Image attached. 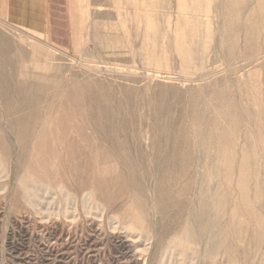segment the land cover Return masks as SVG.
<instances>
[{
  "label": "rangeland",
  "instance_id": "374dc122",
  "mask_svg": "<svg viewBox=\"0 0 264 264\" xmlns=\"http://www.w3.org/2000/svg\"><path fill=\"white\" fill-rule=\"evenodd\" d=\"M67 1L63 14L64 22L59 26L63 34L50 38L49 28L44 24L43 10L36 6L37 2L28 1V5L32 7L26 8L24 6L27 2L22 0H0V32L10 40L22 38L23 46L35 44L36 51L56 59L54 63L62 68L68 66L67 69L70 70L62 75L61 93L44 104L43 117L37 124L34 137L28 141L27 151L23 153V163H15L9 169L8 175L0 174V264H207L208 262L204 263L198 257L183 258L175 251L171 257L170 254L162 255L166 244L179 231L180 225L177 224L183 226L186 218L184 210L183 217L178 218L177 223H173L170 218L160 217L154 206L153 186L150 181L155 177L149 170L152 165L151 142L157 139L166 140L167 131L163 128L168 123L185 129L190 134L189 140L192 144L195 143L193 139L195 130L203 128V130L206 128V132L218 130L215 139L219 146L223 147L227 142L232 144L234 153L232 158L235 162L233 173L226 172L225 160L221 157L217 165L220 179L213 174L208 191L211 194L217 186V190L228 197V200L225 197V208L223 207L226 211L224 220L233 223L230 227L227 226L229 231L227 230L221 244L233 247L236 257L239 258L237 264H264V235L261 249L254 251L252 245L255 234L239 225L241 216L232 213L233 203L230 198L240 180L249 185L251 193L258 187L264 195V59L244 67V70L228 78L224 90L214 86L215 80L225 75L223 73L212 74L208 80L196 81L191 87L187 83L182 84L176 73L163 74L155 71V76H158L156 82L149 83L139 79L140 81L138 80L139 82L134 85L125 80L106 78L100 81L102 82L100 85L105 90L107 98L104 100L98 95L99 107L94 106L95 108L92 109L86 103L89 91L95 95L100 92L89 82H82V77L75 78L81 76L80 71L84 69L82 53L93 48L92 44H87L90 14L95 15L99 22L104 20L101 22L112 25L115 23L114 25L118 26L120 21L128 16L127 14L132 13V9L124 1L118 3V7L112 0H99L100 6L91 5V0ZM147 1L161 5L165 2L164 5H167L149 12L155 16L156 28L160 36L170 37L174 30L177 33H188L184 30L186 26L181 22L184 16L176 7L177 0ZM193 1L180 0L184 5H189ZM116 13L117 17L114 16ZM192 15L199 19L207 18L203 13ZM209 15L211 22L219 26L216 15L211 13ZM168 44H171L169 40L158 42L160 46ZM249 56H254L249 45L233 46L225 50L222 66L219 68L235 65L239 69L244 62L239 66L237 62ZM125 57L119 58L117 64L132 66L131 59ZM208 57L213 58L214 54L209 53ZM209 63L210 61L207 65ZM219 65L221 63L213 67ZM135 66L140 67V62ZM139 67L137 71L143 72L144 69ZM72 73L73 77H71ZM111 75L118 78L120 76ZM132 75L134 76L131 73L129 77ZM162 77L170 79L166 80ZM192 77L194 78L190 76L187 79ZM158 99L167 101V105L172 109L184 107L193 109V112L188 113L181 121L175 114L167 124L164 120L153 121L161 112L158 107L154 110L152 105ZM2 116L0 114V127L5 129L7 124ZM5 130L8 132V127ZM40 131L44 132L40 133ZM9 135L10 141L13 140L11 145L15 157L14 155L19 154V149L13 134L10 132ZM112 141L119 144L127 142L131 153L137 154H133L136 160L135 167L146 168L145 181L149 183L146 185L147 195L151 200L152 215L147 227L149 231L147 236L133 227L134 202L126 185H117L112 181L119 174V165L116 166L109 156V145ZM241 154L249 157L251 162L248 164L247 173L243 175L237 172L239 169L237 164L242 159ZM195 155L203 154L196 151ZM99 177L112 181L111 186L108 184V188H105L107 193L97 192ZM21 178L33 182L35 195L42 198L41 200L35 197L33 203L32 200L24 202L19 198L18 184ZM62 179L66 185L62 183ZM200 184L202 181L196 191L198 194L202 193ZM64 193L66 198L63 196ZM209 194L207 196L211 198ZM198 204L199 199H195L187 207L192 209ZM261 206L264 221V201ZM84 210H87L86 214ZM248 215L252 225L255 220L249 212L244 217L247 218ZM171 226L176 227L170 230ZM158 228L166 229L161 239L157 236L160 231ZM251 234L254 235L251 237ZM238 236L239 240L236 239ZM213 264L228 263L221 254Z\"/></svg>",
  "mask_w": 264,
  "mask_h": 264
},
{
  "label": "bare ground",
  "instance_id": "6f19581e",
  "mask_svg": "<svg viewBox=\"0 0 264 264\" xmlns=\"http://www.w3.org/2000/svg\"><path fill=\"white\" fill-rule=\"evenodd\" d=\"M122 1L132 9V13L130 15L127 14L126 18L123 16L125 19L120 21L118 26H115V23V25L102 23L104 20L99 22L98 18L92 13L89 17L87 44H92L93 48L82 53L81 59L84 69L80 71L81 76L78 75L75 78L82 77V82H89L101 93L96 92L98 94L95 95L89 91L86 103L92 109L95 108L94 106L99 107L97 103L98 95L104 100L107 98L105 90L100 85L102 83L100 81L106 78L121 79L134 85L140 81L139 79L149 83L156 82L158 76H155V71L163 74L176 73L179 75V81L182 84L187 83L191 87L196 81H206L212 74L223 73L225 75L216 79L214 86L224 90V85L227 84L228 78L244 70V67L262 58L264 59V39L262 40L264 36V0H202V2L201 0H194L189 5H184L180 0H177L176 7L179 13L184 16L181 22L186 26L184 30L188 33H177L174 30L170 37H163L158 34L155 16L150 14L155 8L166 7L167 5H164L165 2L161 5L156 2L151 4L147 0H112V2L117 4V7L118 3ZM159 3L161 2L159 1ZM90 4L100 6L99 0H91ZM119 7L122 8L121 6ZM104 10L103 8L102 11ZM199 13L206 14L207 18L204 20L192 15ZM209 13L216 15L219 26H215L211 22ZM122 14L124 15V13ZM116 15L117 13L114 14L115 17L118 16ZM17 38L10 40L0 32V114L5 118L8 130L13 134L15 144L19 149V154L13 157V146L11 145L13 140L10 141L9 139L10 132L8 131V133L5 130L7 127L5 129L0 127V174L4 175H8L9 169L15 163H23V153L27 151L28 141L34 137L37 124L43 117L44 104L56 94L61 93L62 75L66 71H70L67 69L68 66L62 68L54 63L56 59L36 51L37 46L35 44L23 46L21 44L22 38ZM166 40H169L171 44L158 45V42ZM239 44L249 45L254 56L244 57L237 62L238 66L244 62L239 69L235 65L219 68L222 66V57L225 54V50ZM76 53L77 50L75 51ZM209 53H213L214 57L209 58ZM125 56L131 59L132 66H124L123 64L119 66L117 64L119 58H124ZM208 61H210L209 65H207ZM138 62L141 64L138 67L144 69V71L142 70L143 72L137 71L138 67L135 65ZM220 63L221 65L213 67V65ZM131 73L134 76L129 77ZM111 74L120 76L118 78V76ZM73 76L74 74L72 73L71 77ZM190 76H194V78L192 77L193 79L188 80L187 78ZM162 79L167 80L170 78L162 77ZM167 103L164 99H158L152 103L154 110L157 107L161 110L153 121L164 120V123L167 124L174 114L181 121L188 113L193 112V109L189 110L184 107L172 109ZM163 129L167 131L166 142L159 139L151 142L150 159L152 160V165L149 170L154 173L155 177L150 181L153 186L154 206L156 213L160 217L170 218L173 223H177V219L183 217L185 214L184 210L186 218L183 226L177 224L180 225L179 231L166 244V249L162 252V255L170 254L171 257L175 251L179 252L183 258L198 257L204 263L213 264L217 256L222 254L228 264H237L239 258L236 257L233 247L221 244L223 237L227 234V226L230 227V224L233 223L232 221L227 223L224 220L226 212L224 211V202L225 197L227 200L228 197L218 191L217 186L212 192L210 191L211 194L208 193L212 175L214 174L216 178L220 179L217 165L221 157H224L226 172L228 174L233 173L235 162L232 158L234 155L232 144L227 142L223 147L219 146L218 141L215 139L218 130L210 132H206V128L205 130H203L204 128L195 130L193 133L195 143L192 144L191 140H189L190 134L182 127L178 128L176 125L168 123ZM43 132L40 131V133ZM103 134L105 133L103 132ZM109 146L111 160L114 161L116 166L119 165V170L115 169L119 171V174L112 181L116 182L117 185H126L128 193L134 202L132 211L134 217L133 227L138 228L147 236L149 232L147 227H149L152 215L150 213L151 200L147 195L146 185H149V183L145 181L146 170L144 169L146 168L135 167L136 160L134 155L137 154L133 153V155L131 153L127 142L119 144L112 141ZM196 151L203 155H195ZM241 157V161L237 164L239 175L247 173L248 164H251L249 157H244V154H241ZM237 172L236 175H238ZM19 180V198H22L24 202L32 200L31 202L34 203V198L38 197L35 195L33 182L24 178ZM63 181L62 179V183L65 182ZM112 181L110 180L109 182L108 179H100L99 177L96 186L97 192L107 193L105 188H108V184L111 186ZM201 181L200 190L202 193L198 194L196 191ZM36 185L38 186V183ZM64 185L66 184L64 183ZM235 188L234 194L231 192L233 195L231 194L232 196H230L233 203L231 211L232 213L240 214L239 225L241 227L254 232L255 239L252 246L254 251H258L261 249V241L264 235L261 206L264 201L263 192L258 187H254L255 190L251 193L249 185L242 180L237 182ZM58 190L61 191V189ZM208 194L211 195V198L207 196ZM63 196L66 198L65 193ZM63 196L61 195V197ZM45 198L47 199V197ZM195 199H199L198 206L188 209V204L194 202ZM86 211L85 214L87 213ZM244 212L245 214L248 212L252 214L255 220L252 225L249 215L245 218ZM175 227L171 226L169 229L171 230ZM158 229L160 231L157 236L161 239L164 237L166 229ZM244 231L246 232V230ZM254 234H251V237ZM236 235L238 234L236 233ZM236 239L239 240V236ZM163 240L165 241V239ZM238 243L241 244V242Z\"/></svg>",
  "mask_w": 264,
  "mask_h": 264
},
{
  "label": "crops",
  "instance_id": "0c3cea01",
  "mask_svg": "<svg viewBox=\"0 0 264 264\" xmlns=\"http://www.w3.org/2000/svg\"><path fill=\"white\" fill-rule=\"evenodd\" d=\"M23 2H27L26 8L32 7L30 4L28 5V1L31 0H22ZM37 2V7L41 8L42 16L44 19V24L49 28V37L55 38L62 36L63 32L60 25L64 22L63 14L65 5L67 6V0H32ZM61 33V35H59Z\"/></svg>",
  "mask_w": 264,
  "mask_h": 264
}]
</instances>
